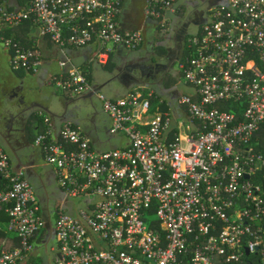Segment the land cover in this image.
I'll use <instances>...</instances> for the list:
<instances>
[{"label": "built area", "instance_id": "obj_1", "mask_svg": "<svg viewBox=\"0 0 264 264\" xmlns=\"http://www.w3.org/2000/svg\"><path fill=\"white\" fill-rule=\"evenodd\" d=\"M179 0H145V18L168 31ZM122 0H0V34L25 23L64 58L54 85L92 93L121 146L96 151L71 122L54 130L43 116L34 145L64 195L82 201L60 209L54 264H264V0L208 6L180 63L190 95L185 109L161 111L146 87L109 99L65 57L98 41L106 64L122 46L141 47V29L122 30ZM208 13V15H207ZM13 71L35 70L38 46L4 38ZM26 167L13 168L0 143V264H28L45 220ZM247 176V177H246Z\"/></svg>", "mask_w": 264, "mask_h": 264}, {"label": "crops", "instance_id": "obj_2", "mask_svg": "<svg viewBox=\"0 0 264 264\" xmlns=\"http://www.w3.org/2000/svg\"><path fill=\"white\" fill-rule=\"evenodd\" d=\"M223 1L214 0L208 6ZM144 2L145 0H122L118 17L120 28L123 31L138 29L143 31L144 40L140 48L130 50L118 46L109 54L106 64H100L96 60L98 54L103 51L98 41H93L81 48H67L64 50V54L75 67L84 70L83 72L90 81L92 89L99 94H103L106 98H119L135 87H146L154 91L163 100L164 104L162 106L178 111V109H182L181 106L177 104L176 97L172 95L173 93L165 87L167 74L176 76L173 68L176 63L179 64L180 68V63L183 62L182 59L187 50L186 37L188 39L202 22L200 20V23L193 25V22L188 20L189 15L196 12L202 18L205 15L207 5H199L194 8L192 7V0H179L177 12L168 15L170 26L168 31L164 33L166 37L163 39L157 34L161 32L158 27L159 21L145 18L143 14ZM185 25L190 26L189 35L185 31L186 29L184 30ZM27 36L29 37V41H27L29 45L38 46L37 51L40 54L41 63L34 71H13L9 65V53L1 40L2 37H8H5V34H0V143L6 150L7 148L10 150V152H7L12 167H26L29 176H33L36 185H32L41 208V215L45 220L44 230L41 234L43 236L46 226L50 228L51 224V218L46 214L47 212H54V217L51 220L53 221L52 234H54L59 209L62 212L71 213L70 215L75 214L76 209L82 206V201L66 197L63 194L64 192L59 186L53 171L42 165V154L35 147L34 141V151H32L34 154L31 158L28 157L29 153L27 155V159L31 161L29 165L22 166L17 161L29 147L26 135L30 120L29 114L37 115L42 112L44 115L49 116L54 130L58 132L63 123L72 119L67 111L68 106H63L62 97L69 94L70 97L76 100L80 96L91 98L93 94L74 95L70 92L56 90L53 86L54 80L61 72L58 62L64 58L62 52L48 40L38 38L36 31H31ZM156 46L163 50L162 54L155 51ZM162 56H164L162 60L156 59ZM174 56L181 59L173 60L172 57ZM89 120L95 122V116H92ZM39 125H34L32 128V132L34 131L36 135L39 132L41 133L44 128L43 123ZM111 136L118 140V147L124 144L125 138L123 136ZM51 184L55 186L53 187ZM42 236L34 239V249L35 245L41 241ZM54 255L55 259L58 256L56 250H54ZM30 261L32 264L35 262L32 254Z\"/></svg>", "mask_w": 264, "mask_h": 264}, {"label": "rangeland", "instance_id": "obj_3", "mask_svg": "<svg viewBox=\"0 0 264 264\" xmlns=\"http://www.w3.org/2000/svg\"><path fill=\"white\" fill-rule=\"evenodd\" d=\"M193 1H198V0H192V2ZM204 18L205 15L202 16L201 21H203ZM191 30L193 29L191 28ZM157 34L163 37V39L166 37L165 36L166 34L164 33L158 32ZM155 51H157V53L160 52V54L163 53V50H160V48L158 47L155 49ZM163 57L164 56L158 57L156 59L162 60ZM81 71L83 72L84 70ZM173 71L176 73V76H174V74L171 75L167 74L165 87H167L169 91L173 93L172 95L176 97V100L181 96V94L190 95L193 90L191 87L185 85L178 63H176V65L174 66ZM53 87L56 90H58V88H56L55 85ZM62 100H63V106L64 107L68 106L67 111L72 118L71 120L68 121H70L74 126L78 127L83 132V134L91 141V146L93 149H95L96 151H105L118 147L117 146L118 140L114 139L109 134L108 131L110 125V121L108 119L109 117L106 113L103 112L101 102L97 99L95 95H93L91 98H84L80 96V98L75 100L72 97H70L69 94H67L66 97H62ZM181 108L183 110L185 109L184 106H181ZM168 109H169L168 107L160 106L161 111H167ZM29 115H30L29 117L30 120L28 122L29 124L26 132L29 147L27 151L24 154H22V156H20L19 159H17V161H19L22 166L23 165L28 166L29 162H31L27 158L28 157L31 158L32 154H34V152H32L34 151L33 138L36 136L35 132L34 131L32 132L33 130L32 128L34 125L42 124V119H43V116H38L32 113H30ZM92 116H95L96 119L95 122L89 120ZM6 151L10 152L8 148ZM28 153L29 156L27 157ZM26 177L30 181L31 185L32 184L34 186L36 185L33 176L32 177L29 176V171H26ZM50 178L52 179L51 176ZM51 185L53 187L55 186L54 184ZM46 214L50 216L51 220L53 219L54 212L51 211L50 213L47 212ZM51 220H50L51 223L50 228L46 226V230L43 236L41 235L42 232H39L36 236L37 239L41 238L42 236V239L40 242H38V244L35 245V249L32 252V256L35 259V262L33 264H53V260L55 256L54 250L57 249V242L54 234H52L51 227L53 225V221ZM37 259H39L40 261H38Z\"/></svg>", "mask_w": 264, "mask_h": 264}, {"label": "trees", "instance_id": "obj_4", "mask_svg": "<svg viewBox=\"0 0 264 264\" xmlns=\"http://www.w3.org/2000/svg\"><path fill=\"white\" fill-rule=\"evenodd\" d=\"M31 31H34V29L31 27V25H29L28 23H25L22 26L14 29L12 31L6 32L5 37L12 38L13 40H19V41H21L22 44L27 45L28 44L27 41H29V37L27 35ZM188 54H189V51L186 50L182 61L185 60V58L188 56ZM19 70H24V69H19ZM4 237H5V233L0 231V245H1V242H2ZM28 264H32L30 259L28 261Z\"/></svg>", "mask_w": 264, "mask_h": 264}, {"label": "flooded vegetation", "instance_id": "obj_5", "mask_svg": "<svg viewBox=\"0 0 264 264\" xmlns=\"http://www.w3.org/2000/svg\"><path fill=\"white\" fill-rule=\"evenodd\" d=\"M213 1L214 0H198V1H193V4H192V7H194L195 8V6H199V5H207V7H208V5L210 4V3H213ZM206 7V8H207ZM205 8V9H206ZM204 9V10H205ZM188 20H189V22H193V25H195L196 23H200V20H201V18H200V15L199 14H197L196 12H192V14H190L189 15V18H188ZM192 25V26H193ZM189 28H190V26H187V25H185L184 26V30L186 31V33H187V35H189V32H190V30H189ZM189 31V32H188ZM185 33V32H184ZM186 35V36H187ZM186 44H187V37H186ZM171 58V57H170ZM172 58H174L173 60H175V59H181L180 57H172ZM166 60H167V58H166ZM168 61V60H167Z\"/></svg>", "mask_w": 264, "mask_h": 264}, {"label": "water", "instance_id": "obj_6", "mask_svg": "<svg viewBox=\"0 0 264 264\" xmlns=\"http://www.w3.org/2000/svg\"><path fill=\"white\" fill-rule=\"evenodd\" d=\"M202 15H203V12H202ZM247 177V176H246ZM58 256H59V254H58Z\"/></svg>", "mask_w": 264, "mask_h": 264}]
</instances>
